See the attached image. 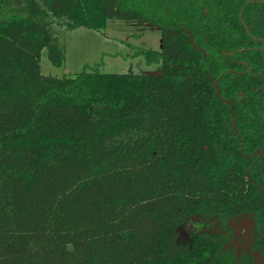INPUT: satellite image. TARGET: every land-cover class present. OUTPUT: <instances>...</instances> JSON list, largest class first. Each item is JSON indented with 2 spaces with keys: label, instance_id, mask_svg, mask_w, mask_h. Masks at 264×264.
<instances>
[{
  "label": "trees",
  "instance_id": "16d2710c",
  "mask_svg": "<svg viewBox=\"0 0 264 264\" xmlns=\"http://www.w3.org/2000/svg\"><path fill=\"white\" fill-rule=\"evenodd\" d=\"M49 13L69 29L158 25L160 52L137 53L163 72L42 73L43 49L64 60ZM204 218L246 220L248 247L229 231L179 240ZM256 253L264 0H0V264H262Z\"/></svg>",
  "mask_w": 264,
  "mask_h": 264
},
{
  "label": "rangeland",
  "instance_id": "374dc122",
  "mask_svg": "<svg viewBox=\"0 0 264 264\" xmlns=\"http://www.w3.org/2000/svg\"><path fill=\"white\" fill-rule=\"evenodd\" d=\"M58 44L62 48V65H54L47 49L42 50L41 71L63 76L78 71L99 70L122 73L134 71L142 74H161L163 62L147 61L139 48L160 52L161 30L156 24L134 19H109L103 30L88 27L69 29L66 19L49 13ZM250 225L246 220L193 219L179 226V240L191 243L198 231H229L235 244L249 239ZM247 239V240H246ZM239 242V243H238Z\"/></svg>",
  "mask_w": 264,
  "mask_h": 264
},
{
  "label": "water",
  "instance_id": "95a60500",
  "mask_svg": "<svg viewBox=\"0 0 264 264\" xmlns=\"http://www.w3.org/2000/svg\"><path fill=\"white\" fill-rule=\"evenodd\" d=\"M189 34H190V37H191V41L193 42V37H192V35H191V33L189 32ZM194 43V42H193ZM215 85H216V83H215ZM217 94H219V91H218V89H217ZM234 129H235V131L237 132V129H236V127L234 126ZM257 152H259L260 153V150H257ZM256 257H257V259L258 260H260L261 261V263L262 264H264V260L263 259H260L259 258V255L256 253Z\"/></svg>",
  "mask_w": 264,
  "mask_h": 264
},
{
  "label": "flooded vegetation",
  "instance_id": "af4514ba",
  "mask_svg": "<svg viewBox=\"0 0 264 264\" xmlns=\"http://www.w3.org/2000/svg\"><path fill=\"white\" fill-rule=\"evenodd\" d=\"M247 240V239H246ZM248 240L247 241H244V242H238L239 244H236L238 246V249H241L243 247H248V244H247ZM236 243V242H235Z\"/></svg>",
  "mask_w": 264,
  "mask_h": 264
}]
</instances>
